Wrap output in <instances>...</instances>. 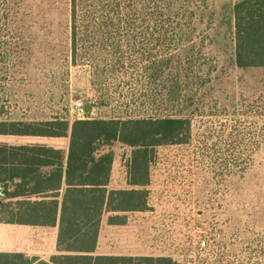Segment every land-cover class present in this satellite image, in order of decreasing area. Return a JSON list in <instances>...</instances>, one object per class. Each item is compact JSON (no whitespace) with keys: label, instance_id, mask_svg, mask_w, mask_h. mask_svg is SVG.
<instances>
[{"label":"rangeland","instance_id":"1","mask_svg":"<svg viewBox=\"0 0 264 264\" xmlns=\"http://www.w3.org/2000/svg\"><path fill=\"white\" fill-rule=\"evenodd\" d=\"M232 1L180 0L177 7L194 14L190 22L174 21L164 30H115L113 40L122 51L129 41L133 52L120 56L121 73L102 75L99 93L97 81L96 86L90 84L95 79L88 66L71 63L68 0H27L30 22L18 45L22 51L7 60L5 91L11 119L59 118L71 123L78 118L73 109L77 101L87 119L108 120L125 109L160 113L150 105L119 103L122 96L142 91L138 82L150 59L174 57L170 67L180 66L181 91L193 95L185 112L191 120L190 135L182 144L155 147L145 188L146 210L122 217L130 219L131 231L151 257H164L152 247L178 246L179 255L165 256L177 264H264V69L235 66ZM174 23L181 26L172 28ZM98 95L109 99V105L98 104ZM0 144H45L66 150L68 140L0 136ZM134 150L113 142L98 153L111 151L116 164L129 166ZM177 191L184 195L182 203L172 196ZM141 220L146 229L138 227ZM196 228L209 240L204 250L195 246Z\"/></svg>","mask_w":264,"mask_h":264},{"label":"trees","instance_id":"2","mask_svg":"<svg viewBox=\"0 0 264 264\" xmlns=\"http://www.w3.org/2000/svg\"><path fill=\"white\" fill-rule=\"evenodd\" d=\"M26 2L0 0V136L65 138L68 145L65 153L45 144H0V223L54 226L59 209L58 253L48 263L36 264H177L168 257L95 256L94 251L103 212L146 210L145 188L155 147L182 144L190 135L191 120L185 112L191 108L193 95L181 91V73L177 70L180 66L170 67L173 56L150 59L138 82L142 91L130 98L122 96L118 102L124 107H157L155 111L161 110L157 114L125 109L108 120L81 119L69 123L59 118L11 119L5 91L9 76L7 60L22 51L18 45L26 38L30 22ZM178 3L180 0H68L71 63L86 64L95 79L90 84L96 86L97 81L100 89L96 93L101 92L102 75L121 73L124 64L120 63V56L133 52L129 41L122 51L119 41L113 40L115 30L135 27L164 30L174 21L188 18L190 22L194 14L182 12ZM232 15L235 66L264 69V0H239L233 4ZM180 26L174 23L172 28ZM168 68L171 74L165 72ZM96 100L103 106L110 102L103 95ZM113 142L135 149L128 166V185L132 189L107 188L114 156L111 151L101 154L98 151ZM43 169L49 171L46 177L42 175ZM63 178L65 188L59 202ZM46 192H51L52 199L32 201L31 198ZM20 258L17 254L10 255L2 263L24 264Z\"/></svg>","mask_w":264,"mask_h":264},{"label":"crops","instance_id":"3","mask_svg":"<svg viewBox=\"0 0 264 264\" xmlns=\"http://www.w3.org/2000/svg\"><path fill=\"white\" fill-rule=\"evenodd\" d=\"M239 0H233L232 4ZM8 137V136H6ZM46 140H54L55 138H42ZM63 150V149H62ZM65 153L67 151L63 150ZM113 153V152H112ZM115 153L113 154V163L110 171V180L108 184L109 190H129L132 189L128 185V166L116 164ZM46 169L42 170V175L46 177ZM65 188L64 178L61 181V190L59 191V199ZM136 189V188H135ZM2 189L0 188V198L2 197ZM51 192L35 196L32 201L42 202L52 198L49 196ZM21 200V198H19ZM59 209L56 215V223L54 226H31L0 223V264L10 255H20V262L27 264L32 262L36 264L40 261L49 262L50 258L56 255V240L58 233ZM126 212H103L100 219V226L96 241L95 256H122V257H151L148 254L149 249L146 244L137 241L134 232L130 227V219L124 216ZM132 213V212H128ZM117 218L121 222L116 221ZM123 220V221H122ZM140 229H146L147 224L141 220L138 225Z\"/></svg>","mask_w":264,"mask_h":264},{"label":"built area","instance_id":"4","mask_svg":"<svg viewBox=\"0 0 264 264\" xmlns=\"http://www.w3.org/2000/svg\"><path fill=\"white\" fill-rule=\"evenodd\" d=\"M73 109H74L75 114L78 117L77 120L87 119L86 113L84 112L83 104L80 101H77L73 104ZM172 196L175 197V200H176L175 203H179V201L182 203L183 198H184V195H182V192L179 193L177 191L176 195H172ZM174 214L176 217L178 216V214H180L177 206L175 207ZM195 215L196 216L200 215V212L198 211V209H195ZM170 216L172 218V215H170ZM195 232H197V234H198L196 236V240H195V246L197 247V250H204L205 248H208L209 247V240H208L207 236L202 235V231L198 228H196ZM151 250L158 251V252H161L164 254L168 253V255H164V254L159 255V256H164V257L165 256L172 257V255H170L169 253H174L176 255H179V252H180L178 246H174V245L171 246V245H168L167 243H166V246L158 247V248L152 247Z\"/></svg>","mask_w":264,"mask_h":264},{"label":"water","instance_id":"5","mask_svg":"<svg viewBox=\"0 0 264 264\" xmlns=\"http://www.w3.org/2000/svg\"><path fill=\"white\" fill-rule=\"evenodd\" d=\"M96 114V111L95 110H93V112H92V115H95Z\"/></svg>","mask_w":264,"mask_h":264}]
</instances>
